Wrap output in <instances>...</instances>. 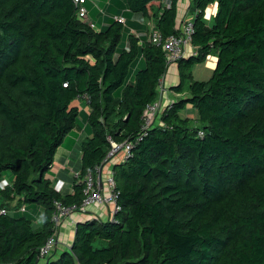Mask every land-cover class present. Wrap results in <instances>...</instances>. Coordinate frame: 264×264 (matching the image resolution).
Masks as SVG:
<instances>
[{
  "label": "trees",
  "instance_id": "1",
  "mask_svg": "<svg viewBox=\"0 0 264 264\" xmlns=\"http://www.w3.org/2000/svg\"><path fill=\"white\" fill-rule=\"evenodd\" d=\"M162 1L102 0L101 25L73 0H0V208L11 212L0 215V264H264V0H189L193 52L176 59L168 88L180 96L142 129L168 65L161 45L112 15L177 34L178 0ZM208 55L210 76L193 79ZM82 98L90 135L72 191L57 192L47 172ZM109 138L129 144L111 167L112 219L77 221L69 248L40 262L55 202L81 203Z\"/></svg>",
  "mask_w": 264,
  "mask_h": 264
},
{
  "label": "built area",
  "instance_id": "2",
  "mask_svg": "<svg viewBox=\"0 0 264 264\" xmlns=\"http://www.w3.org/2000/svg\"><path fill=\"white\" fill-rule=\"evenodd\" d=\"M77 5V15L78 17L87 22L89 21L87 15V7L85 3L88 0H73ZM162 5L168 6L169 1L163 0ZM208 9L206 8L203 13V19H207L209 15L207 14ZM184 13L177 17V34L168 35L164 38L161 37L158 30L152 26L148 27V33L146 39H148L154 45H161L164 51V57L167 65L174 64L178 57L184 56V47L189 42V34L191 32V22L189 18H184ZM114 20L124 23V18L121 15L114 16ZM140 23H144V19H136ZM145 35V33L136 34L135 36ZM164 77V76H163ZM163 77L159 80L156 85L157 97L150 104H147L144 108L142 114V129H147L153 122L158 119L160 112L164 108V95L167 91L166 86L163 82ZM168 103V102H167ZM158 121V120H157ZM200 134V132H199ZM110 148L107 151L105 157L102 159L101 163L95 167V173L90 171L84 176V189H83V199L79 205H70L65 206L61 205L59 202H55L56 211L52 214V221H54L56 226V231L51 236H49L45 243L39 248L37 260L40 262H45L49 256L57 249L58 239L57 231L61 223L67 218H70V221H75L72 215L84 216L85 219L93 218L89 216L90 210L92 207L99 208L104 205L112 204V211L110 217L112 219L113 212L118 208L115 204V192L113 191L114 182L112 178V168L109 167L110 163L113 162L114 157L120 154L122 159L128 152L129 144L126 141L115 142L110 139ZM78 173L76 174V176ZM75 176V177H76ZM103 182V185H100ZM7 185V181L3 179L0 186L4 187ZM63 182L60 180L54 182L53 188L55 191H62ZM103 186V188H102ZM72 191V189H71ZM21 209H24L22 206ZM1 214H11L5 208H0ZM108 218V219H109ZM84 219V220H85Z\"/></svg>",
  "mask_w": 264,
  "mask_h": 264
},
{
  "label": "crops",
  "instance_id": "3",
  "mask_svg": "<svg viewBox=\"0 0 264 264\" xmlns=\"http://www.w3.org/2000/svg\"><path fill=\"white\" fill-rule=\"evenodd\" d=\"M102 0L98 1V4H101ZM189 0H178V16L184 13V18L191 19V14L187 12ZM87 15L89 18V21L94 19V23L104 25L106 21L102 18L103 16H100L97 14L95 8L92 5V2L89 0L87 1ZM208 12L207 14L209 17H211L215 12V3H212L207 8ZM120 14H113L112 18L114 16H118ZM121 16L126 19V26L129 29V32L136 35V34H142L145 33L147 37L148 33V25L145 26L144 23H140L136 19L137 18L134 15L129 14H121ZM131 17V19H130ZM209 17L207 19H209ZM130 22L136 23L131 24ZM97 26V25H96ZM143 37V35H141ZM193 52V47L190 44H186L184 47V55L190 54ZM215 63V57H213L211 60H205L201 65H194L191 69L192 77L197 80H205L207 76L211 73L212 68L214 67ZM177 80V70L176 65L171 64L167 67L166 73L163 77L164 85L167 88V91L164 95V104L169 102L175 97L180 96L178 93H173L172 91H169V87L176 83ZM76 104L80 108V116L81 119L79 121V125L76 128H73L69 133L65 136L64 140L62 141L61 145L57 148L53 160V164L51 165L50 169L47 172V177L54 182L60 180L63 182L62 187V193H69L71 191L72 183L74 181V178L76 174L79 172V164H80V157H81V150H80V143L81 141L90 135V129L86 123V117L89 112V108L87 106V102L85 98H82L80 100L76 101ZM183 113V112H182ZM185 113V114H184ZM184 115L189 117L190 119L194 117V110L190 108V106H186L184 110ZM192 124H195V122L192 120ZM120 157L119 155H116L114 157V160H117ZM112 163H110L109 167H112ZM100 185H103V182H101ZM102 186V188H103ZM112 211V204L104 205L99 208L92 207L89 213L90 217H93L99 221H104L110 217ZM75 221H70L69 219H65L61 225L58 228L57 231V239H58V246L57 251H60L61 249H68L73 237L74 229H75V223L79 220H84V216H78V215H72Z\"/></svg>",
  "mask_w": 264,
  "mask_h": 264
},
{
  "label": "rangeland",
  "instance_id": "4",
  "mask_svg": "<svg viewBox=\"0 0 264 264\" xmlns=\"http://www.w3.org/2000/svg\"><path fill=\"white\" fill-rule=\"evenodd\" d=\"M90 2H92V5H93V7L95 8V10L99 13L100 12V14L102 15V13H101V11H100V8H99V6H98V1H100V0H89ZM104 1H106V0H104ZM209 6H207V8H208ZM210 18L211 17H209V19H204L205 21H208V20H210ZM130 19H131V17H130ZM87 22H88V20H86ZM148 26H152V24L151 23H149V25ZM125 38H126V33L125 32H123L122 33V35H121V38H120V41L118 42V47L119 46H121V44H123L124 43V41H125ZM213 57H215L214 55H208L207 57H206V59L205 60H211ZM204 60V61H205ZM203 63V62H202ZM199 65H201V63H198ZM197 64V65H198ZM196 65V64H195ZM210 76V74L207 76V78ZM207 78H205V79H207ZM194 79V78H193ZM80 119V118H79ZM8 175H9V177H11V175H10V172H6ZM28 205H30V204H28ZM32 205L34 206V209H35V213H38L39 212V209H38V206H37V204H34V203H32ZM26 215H30V209H28L27 211H26ZM66 219H69L70 220V218L69 217H67ZM51 258V256H49L48 258H47V260H49ZM46 260V261H47Z\"/></svg>",
  "mask_w": 264,
  "mask_h": 264
}]
</instances>
